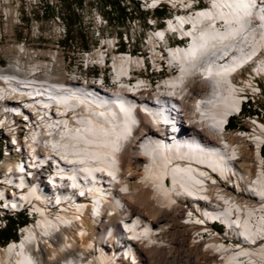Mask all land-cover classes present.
<instances>
[{
    "label": "bare ground",
    "instance_id": "obj_1",
    "mask_svg": "<svg viewBox=\"0 0 264 264\" xmlns=\"http://www.w3.org/2000/svg\"><path fill=\"white\" fill-rule=\"evenodd\" d=\"M40 1L47 10L49 0ZM205 1H190L164 17L149 16L146 23L135 15L130 24L140 30L136 38L117 22L124 17L100 9V0H75L78 8L84 4L91 12L96 38L93 48L84 50L80 68L102 69L109 58L114 85L91 81L86 86L79 74H62L59 49L67 30L60 16L58 48L50 61L34 56L27 61L23 42L10 61L12 74L0 71L6 83L0 96V228L25 200L37 214L19 238L0 246V264H184L194 255H202L198 264H264V154L258 147L264 125L252 122L263 116V95L254 87L256 74H240L252 63L264 75V0H212L206 7ZM143 4L148 0H136L127 11L143 12ZM114 23L115 32L109 29ZM176 34L191 36L188 46L170 45L164 56L169 65L180 66L178 76L152 87H141L146 84L141 76L125 81L146 59L131 52L133 43L152 45L149 55L156 61L164 55L158 48L162 39ZM241 101L256 112L251 132L235 134L224 122ZM176 104L184 115L175 113ZM52 105L54 113L49 112ZM41 106L44 118L36 124L33 107ZM179 130L198 133L212 145ZM247 139L256 144L255 171L245 164L240 146ZM16 154L21 157L15 163ZM211 176L216 182L204 185ZM18 188L27 189L16 191L15 198L11 191ZM205 188L211 197L207 202L200 200ZM78 189L94 196L96 208L103 204L100 215L89 212L93 204L76 197ZM215 218L226 222L223 233L196 220ZM166 223L174 226L179 248L171 247V238L168 243L158 237L157 229ZM187 224L191 236L182 249ZM228 236L245 243L236 245ZM125 242L139 257L132 263L119 253Z\"/></svg>",
    "mask_w": 264,
    "mask_h": 264
},
{
    "label": "rangeland",
    "instance_id": "obj_2",
    "mask_svg": "<svg viewBox=\"0 0 264 264\" xmlns=\"http://www.w3.org/2000/svg\"><path fill=\"white\" fill-rule=\"evenodd\" d=\"M39 1L40 0H0V64L3 66L10 64V61L14 60L16 52L19 50V47H21L23 42L26 43L25 46L28 50V53L26 54L27 61L28 58L32 56L38 58V60L42 62L50 61L52 58V53L58 48L57 39L59 36L57 37V34L59 35V31H61V28L59 27L60 21H58V16H60L67 30V36L62 39L64 47H62L61 44L60 47L62 48L59 49V57L60 59H62L59 68L60 71H62V74L65 75L67 78H70V76H75L79 73H93L103 71L104 68L101 69L100 67H90L88 69L80 68V64L83 61L84 57V50L92 49V45L96 43L95 27L93 19H91V17L89 16L91 12L87 10V7L84 6V4H80L82 8H78V2H75V0H49V7H47L46 10L44 9V3L42 1ZM104 1L105 3L112 2L116 5L114 6V8H117L119 12V15H117V19L120 17L125 18L124 20H117V22H120L122 28H124V26H127L129 31L133 27H131L130 19H133L135 15L145 17L149 14L145 18L140 17L146 23V18H148L149 16L160 18L164 17V14L166 13V9L162 8L153 12L136 11L132 15L128 11L124 13L125 9L123 8L121 0ZM105 3H101L100 9H102V11L106 15L109 14L111 16L112 14L109 13L110 10L106 8ZM167 14L165 16H167ZM127 16L129 17V21L127 20ZM123 24L125 25L123 26ZM109 29H111L112 31L114 30L113 32H115L118 29V25L114 23L112 26H109ZM131 33L135 34L136 38H138L140 30H135L134 28L131 29ZM173 41H176V38H174ZM136 42L132 44V52L138 55L141 54V56H150L149 52L152 51V45L150 46L149 44H146L144 40H137ZM127 47V44L123 41L121 43L120 50L124 51L127 49ZM166 59L168 60V58ZM62 64L63 66H61ZM251 67L252 63L249 64V67H246L241 71V74L244 75L242 77H246L247 75H249ZM103 72H106L105 74H110V71L107 72L104 70ZM136 72L137 74H139V77L140 75H151L150 69H141ZM179 72L180 67L176 71H170V69L169 71L167 70L165 73H163V77H161V75L158 76L160 78L158 80V83L159 81L161 82L163 78H168V76H178ZM138 76L136 78H138ZM260 83L264 92V75L260 76ZM110 85H114V82L112 81ZM156 85L158 84L156 83ZM261 99L260 105H263L262 107L264 109V95L263 97H261ZM252 110H254L253 105L246 109L245 114H239L233 117L234 125L228 127L229 131H236L235 134L237 132H242L244 134L251 132L250 123L252 118L249 117L247 114H249ZM262 118L264 120V113ZM243 129H245L246 132H243ZM3 140V143L6 145V139L3 138ZM242 142L243 141H240V146L242 147L243 155H245V164L251 166L252 170L255 171L256 162L253 158V151L256 147L249 139H247L246 142ZM2 145L3 144L1 143L0 149L2 148ZM1 156L0 162L4 160H2ZM12 157L16 163L20 160L21 156H19V154H16ZM230 182L231 181H228L227 184L231 185L232 182ZM178 200L180 203H182V200L180 198ZM22 215H24V212H21L19 214L14 213L9 215L8 218L11 216L17 217ZM216 225L219 226L218 223H214L213 227H215ZM182 231L184 232V236L187 238V241L182 244V249H184L190 241L189 238L191 236V226L187 224ZM215 231L216 230L214 229V232ZM175 234L176 233L174 226L171 223H166L163 226V231L158 234V237H161L163 241L168 243L171 238L170 245L174 249L176 246H178V241H176L177 239L174 237ZM186 243L187 245H185ZM179 247L180 246H178V248ZM200 261H203L202 255H200L199 257H196L194 255L193 260H186L184 264H198ZM208 264L213 263L209 262Z\"/></svg>",
    "mask_w": 264,
    "mask_h": 264
},
{
    "label": "built area",
    "instance_id": "obj_3",
    "mask_svg": "<svg viewBox=\"0 0 264 264\" xmlns=\"http://www.w3.org/2000/svg\"><path fill=\"white\" fill-rule=\"evenodd\" d=\"M190 1H199V0H148V4H143V11L153 12L154 8L156 6L159 8L166 9V12H168V11H182V10H184V8H186L189 5ZM103 2L105 3L104 0H100V5ZM121 3L123 5V8L125 9L124 12H127V7L134 6L136 4V0H121ZM105 6H106V8H110V13L119 14L118 9L114 8V6H116V5L113 4L112 2H109V3L106 2ZM150 14H153V13H150ZM148 15H146V16H148ZM164 15H166V13ZM138 17L145 18V17L139 16V15H138ZM0 71H4V72H7L8 74H12L10 64L0 66ZM40 77H42V80L50 79V75H40ZM55 80H60V79H55ZM4 84H6V83H3L0 81V96H1V98H3L2 88H3ZM254 87L261 88V96L264 95L262 92V87L260 85L259 80L255 82ZM33 108H35V111L37 113V123L36 124H39V118H44L43 107L41 106V107H33ZM20 121H21V119H17L16 121H8L7 125H13L14 126L15 123H19ZM30 132H32V128H29L26 131L27 139H30ZM41 150L45 151V149H41ZM9 171H11V168H9ZM24 189H27V188H18L15 191H11V192L15 195V198H16V195ZM16 191H18V193H16ZM16 212H17V210H13V214Z\"/></svg>",
    "mask_w": 264,
    "mask_h": 264
},
{
    "label": "trees",
    "instance_id": "obj_4",
    "mask_svg": "<svg viewBox=\"0 0 264 264\" xmlns=\"http://www.w3.org/2000/svg\"><path fill=\"white\" fill-rule=\"evenodd\" d=\"M234 121L233 117L229 118V126H233ZM264 151V146H263ZM29 220L27 214L17 217H9L7 225L3 228H0V246L5 245V243L12 237H18V224L19 223H26ZM221 228V226H219Z\"/></svg>",
    "mask_w": 264,
    "mask_h": 264
}]
</instances>
